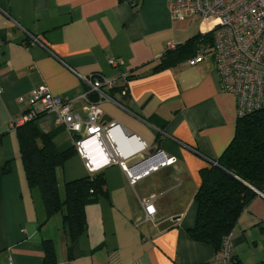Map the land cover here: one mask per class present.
<instances>
[{"label":"crops","instance_id":"crops-1","mask_svg":"<svg viewBox=\"0 0 264 264\" xmlns=\"http://www.w3.org/2000/svg\"><path fill=\"white\" fill-rule=\"evenodd\" d=\"M192 21H198L197 31L188 30ZM199 25L198 17L173 19L167 0H0V264H42L45 239L53 242L55 264L215 259L217 251L192 240L187 229L195 222L200 170L219 159L234 136L235 100L221 89L211 53L196 64L190 57L156 68L166 42L184 43ZM87 77L113 80L127 95L114 89L111 99L100 98L88 92ZM39 85L70 99L83 119L86 93L101 109L100 122L114 121L142 142L122 157L134 183L118 162L94 171L103 173L107 194L88 199L86 230L74 242L62 212L47 218L38 188L27 183L17 127H10L25 109L21 98ZM37 124L53 133L60 151L80 138L54 112L42 114ZM169 157L174 162L162 165ZM94 160L100 162L99 156ZM82 164L75 151L57 168L61 198L65 181L89 174ZM144 202L155 209L150 221ZM229 236L240 264L264 262L263 193L243 209Z\"/></svg>","mask_w":264,"mask_h":264},{"label":"trees","instance_id":"trees-1","mask_svg":"<svg viewBox=\"0 0 264 264\" xmlns=\"http://www.w3.org/2000/svg\"><path fill=\"white\" fill-rule=\"evenodd\" d=\"M212 45V32H198L174 49L165 50L163 61L156 68L193 57L201 49L210 53ZM114 89H123L122 95H127L122 85L106 91L111 98ZM40 116L15 130L25 178L30 187L38 188L47 218L62 212L69 240L74 242L86 230L85 204L88 199L107 194L105 177L102 172H89L67 180L61 198L56 170L75 154V149L71 146L58 150L53 133L44 132L38 126ZM9 171L6 162L3 172ZM200 179L194 196L197 204L195 222L187 233L192 240L209 244L217 251L243 209L258 193L264 194V109L237 117L233 138L215 163L211 161L209 166L200 170ZM42 250V264H55L52 240H42ZM232 264L240 262L232 256Z\"/></svg>","mask_w":264,"mask_h":264},{"label":"built area","instance_id":"built-area-1","mask_svg":"<svg viewBox=\"0 0 264 264\" xmlns=\"http://www.w3.org/2000/svg\"><path fill=\"white\" fill-rule=\"evenodd\" d=\"M171 17L176 20L198 17L199 32H212L210 48L220 87L233 95L236 116L242 117L264 109V0H167ZM177 43L167 41L166 50L174 49ZM206 49H201L190 58V64L199 62ZM109 64L116 66L114 59ZM125 78V75H123ZM89 91L100 98L111 99L107 90L115 81L101 77L83 78ZM1 93V86H0ZM88 104L85 118L72 109V101L53 94L45 85H39L21 98L25 109L10 127L15 129L46 112H54L57 122L69 132L79 135L74 148L89 172H94L110 162H118L125 170L130 183L135 182L122 157L139 150L142 142L124 133L118 123L99 121L101 109L90 101L86 93L81 95ZM99 156L100 162L94 160ZM167 158L162 165L174 162ZM214 162V161H212ZM215 163V162H214ZM147 172V171H146ZM138 178V177H137ZM145 220L153 219L155 209L149 202L142 203ZM230 236L223 238L215 259L202 264H232Z\"/></svg>","mask_w":264,"mask_h":264},{"label":"rangeland","instance_id":"rangeland-1","mask_svg":"<svg viewBox=\"0 0 264 264\" xmlns=\"http://www.w3.org/2000/svg\"><path fill=\"white\" fill-rule=\"evenodd\" d=\"M188 30L189 31H194V30H198V21H192L191 23H190V27L188 28ZM194 33H196V32H194ZM194 33H192V34H194ZM143 153H146V151L145 152H143ZM78 160L81 162V160L78 158V157H76V160H74V161H77L78 162ZM83 165V164H82Z\"/></svg>","mask_w":264,"mask_h":264}]
</instances>
